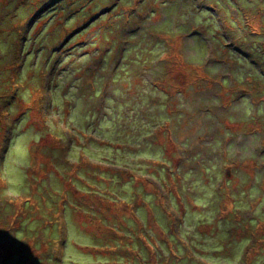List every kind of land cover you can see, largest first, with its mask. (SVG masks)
I'll use <instances>...</instances> for the list:
<instances>
[{"label":"rangeland","instance_id":"374dc122","mask_svg":"<svg viewBox=\"0 0 264 264\" xmlns=\"http://www.w3.org/2000/svg\"><path fill=\"white\" fill-rule=\"evenodd\" d=\"M0 264H264V0H0Z\"/></svg>","mask_w":264,"mask_h":264},{"label":"trees","instance_id":"16d2710c","mask_svg":"<svg viewBox=\"0 0 264 264\" xmlns=\"http://www.w3.org/2000/svg\"><path fill=\"white\" fill-rule=\"evenodd\" d=\"M251 241H252V240H251ZM251 241H250V242H251ZM248 248H250V246H248ZM246 254H247V250L244 252V255H243V259H244V260H246V258H244V257L246 256Z\"/></svg>","mask_w":264,"mask_h":264}]
</instances>
